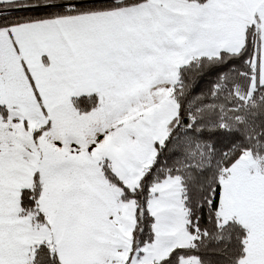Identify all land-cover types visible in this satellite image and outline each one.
<instances>
[{"label": "snow or ice", "instance_id": "snow-or-ice-1", "mask_svg": "<svg viewBox=\"0 0 264 264\" xmlns=\"http://www.w3.org/2000/svg\"><path fill=\"white\" fill-rule=\"evenodd\" d=\"M0 264H264V0H0Z\"/></svg>", "mask_w": 264, "mask_h": 264}]
</instances>
